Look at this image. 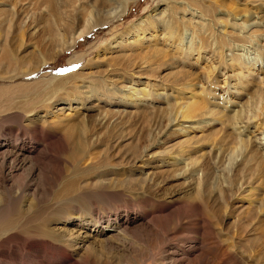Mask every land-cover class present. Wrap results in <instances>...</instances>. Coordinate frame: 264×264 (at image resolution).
<instances>
[{
    "label": "rangeland",
    "instance_id": "obj_1",
    "mask_svg": "<svg viewBox=\"0 0 264 264\" xmlns=\"http://www.w3.org/2000/svg\"><path fill=\"white\" fill-rule=\"evenodd\" d=\"M65 1L0 0V53L2 50L8 51L15 60L12 65H7L5 62L0 66V126L8 125L13 128L11 135L21 132L24 136H33L34 132L27 130L24 116L34 109L32 112H36L38 125L41 124L47 128L50 122L49 130L57 131L56 137L50 138L45 132L40 135V130H35V136L42 138L48 144L46 155L41 158L44 174L39 204L48 207L55 205L60 214L57 218L46 221V229L53 233L54 228L63 230L75 228V212L86 213L90 209L104 212L107 208L126 204L128 209L133 208L136 203L129 198L125 200L126 188L136 185L147 177L143 174L140 179L135 180L130 176L131 172L139 171L147 164L148 167L144 173L149 174L158 162L146 157L135 164H127L125 158L128 155H139L143 149L154 144L160 137L165 144L156 148L154 152L161 151L163 147H169L174 148L175 151L166 158L176 156L179 151H183L184 154L178 160V165L165 166V172L155 176V180L160 184L150 198L158 197V192L174 191L179 193L175 198L185 201L195 194H201L204 199L212 195L214 207L208 203L206 208L200 202V207L197 208L191 202L176 205L162 213L157 212L152 221L153 232L133 228L125 240L133 246V251H127L126 254L112 252V255L131 257L135 260L133 264H161V259L166 254L167 243L175 241L176 244H180L182 240L196 237L203 241L206 251L188 258L189 264H203V262L243 264L229 257L231 247L227 245L233 240H256L236 237L233 221L238 211V204H245L248 199H257L260 195H264V173L258 169L262 156L254 161L247 159L243 151L230 153L233 149L244 150V146L233 145L226 140V130H228L226 126L240 111V107H235L233 102L240 101L241 106L249 101V97L257 94L264 95V87L256 89L251 85L253 81L247 80L248 88L240 90V85L235 87V84L223 81L222 77L214 73L215 70L211 69L210 64H225L233 58L238 60L237 55L241 54L243 57L239 62L243 67L242 70L246 72L249 68L254 75H260L264 70V13H261L259 8H252L254 15L248 18L242 17L241 21L233 22L226 17L227 12L239 10L238 14L247 16L245 11H251L249 7L240 6L229 0H224V3L218 0L219 10H215L212 15L215 26L205 30L207 20L199 19L197 13L196 16H191L192 11L187 12L181 5L173 4V0H131L125 9L122 6V0H118L106 12L94 17L101 22L100 25L83 34L74 42L73 48L65 50L68 39L65 34L67 24L63 8ZM204 4L210 6L212 2L206 0ZM232 23L237 25L234 26L235 29L230 26ZM82 24L83 22L78 26ZM69 25L72 26V22ZM162 26L168 30L165 33L167 37L165 39H161L164 35ZM72 27L77 28V26ZM90 27L88 25L87 28ZM57 31L60 33L58 39L53 37ZM216 31H221L222 34H215ZM192 33L196 44L208 45L210 48L203 50L200 54H203L205 58L199 59L196 49L192 46L188 52V59L190 64H195L191 70L195 72V75L190 78L181 76L178 79L181 83L195 84L194 88L199 91L202 100L218 103L215 109L212 105H208L210 110L213 109L211 111L213 126H206L208 128L198 130L199 132L191 135L189 129L183 128L186 129L185 134L172 135L174 126L168 128L166 125L173 102L185 101L186 86L180 82L178 88L176 86L166 90L161 80H159L160 83L151 81L150 84L154 87L150 89L149 95L140 96L135 100L123 99V95L117 93L111 94L110 102H102V104L93 96L86 102L81 99L89 96L83 94L89 88L97 86L103 91L104 79L109 80L113 78V75L122 78L116 80L114 76V84L118 85V81H122L123 78L127 81L131 80L132 72L139 71L144 75L146 71L169 61L170 57L184 55L182 51L188 50V46L184 44L189 43ZM181 38H184V44L179 40ZM223 39H226L227 43L229 40L244 42L247 45L245 48H238L239 52L232 51L237 55H230L229 50L222 45ZM248 41L250 43H247ZM218 42V46L214 47L213 43ZM61 49L62 51H59ZM75 57L81 60L70 63L69 60ZM222 69L228 71L230 68L226 65L220 67V71ZM175 71L169 68L161 70L159 72L161 74L158 75L163 76ZM212 72L215 76L209 78L213 75ZM203 73H206L213 87L199 86L205 83H201V79H204L201 77ZM223 73L228 75V72ZM144 81L142 79V82ZM140 88L141 86L136 87V89ZM213 94L217 96L212 97ZM219 95H224L225 99L218 101ZM70 100L73 101L72 108L58 110L67 108ZM251 101L254 100L249 101V106L252 105ZM52 103H54L53 108L50 107ZM77 103H80L82 108L90 110L79 109ZM96 104H99V109L93 108ZM193 114L199 115L196 123L203 121L200 120V113L196 106ZM116 116H118L117 121H115ZM253 122L258 126L262 123L263 126L264 119ZM176 125H181L182 128L191 126V123L178 122ZM159 130L163 131L162 135H157ZM186 138L192 141L186 143L184 142ZM190 148L196 151L201 150L204 153L201 155L203 161L205 160L207 164L212 161L211 153L208 151L211 148L221 150L216 158L215 169L210 170L208 176L210 178L207 180L209 186L204 185V180L195 174L197 167L193 161L199 158L200 152L189 153ZM245 175L252 177V187L256 186V180L262 181L254 190L248 187L238 191L239 179ZM102 184H105V187H102ZM94 190H100L103 193H92ZM90 193L92 194L89 195ZM29 195L30 193H27L24 196L22 204L31 199L28 198ZM30 201L37 204L36 200ZM87 204H94L97 207L91 208ZM147 204L150 205V203ZM257 211L261 212L260 215L264 214V205ZM200 216L203 218L200 219ZM66 220L68 222L63 223ZM262 227L264 228V225ZM61 234L63 233L57 236L58 241L64 240L60 237ZM244 243L240 244L245 247L241 248L246 255L244 260L253 257L254 259L248 264H264V251L261 252L260 248L251 249L252 242ZM18 244L22 247L16 242V245ZM68 244V241L64 243V245ZM182 249H186V246ZM23 252L25 253L23 258L17 260L19 264H32V262L50 264L49 261L54 258L48 255L47 249L32 250L28 253L27 249H24Z\"/></svg>",
    "mask_w": 264,
    "mask_h": 264
},
{
    "label": "bare ground",
    "instance_id": "obj_2",
    "mask_svg": "<svg viewBox=\"0 0 264 264\" xmlns=\"http://www.w3.org/2000/svg\"><path fill=\"white\" fill-rule=\"evenodd\" d=\"M117 1L118 0H66L63 4V8L65 9V22H67V24L65 23V34L68 36V39L64 49L68 50L70 48H73L74 42L81 38L83 34L87 33L90 29H93L96 26L100 25L101 22L94 19V17L106 12V10L114 3H117ZM129 1L131 0H122V6L124 9ZM204 1L206 0H173L172 3L181 5L187 12L188 10L192 11L191 16L199 15V19L202 18L204 19V21L207 20L208 27L204 26L205 28H203L205 30H209L210 26H215V19L212 15L215 10H219L217 8L218 0H210V2H212L210 6H206L204 4ZM223 1L224 0H219V2L224 3ZM229 1L235 2L240 6H248L251 10L245 11L247 16L238 14L239 10L227 12L226 17H229L233 22L241 21L242 17L248 18L250 17V15H254V13L252 12V8H259L260 12L264 13V0ZM219 5L221 4L219 3ZM253 19H255L254 16ZM71 22L72 26H77V28L74 29L72 26H70L69 24H71ZM81 22H83V24L79 27L78 25ZM164 23L165 21L163 20V25ZM88 25H90L91 27L87 28ZM230 26L234 28V26L237 25L235 23H232ZM162 27L164 35L163 37L161 36V39H165L167 38L165 36V33H167L168 30L165 29L164 26ZM215 34L220 35L222 33L221 31H216ZM58 35H60V33L57 31V33H55L53 37L58 39ZM193 37L194 35L192 33L191 40H189L188 44L186 42L184 44V38L179 39L182 41V44L188 46L187 51H182L184 55L180 57L174 55L173 57H170L169 61L157 65V67L154 69L146 71V74L144 75L139 71L134 73L132 72V75L129 73L131 80L127 81L126 78H123L122 81H118V85L116 83L114 84V76L116 75H113V78H109V80L108 78L104 79L105 86L103 88L105 89H103V91L98 89L100 87L97 86L89 88L84 93L82 92L84 95L89 96H84L81 99L85 100L86 102L93 96L99 103L102 104V102H110L112 98L111 94L117 93L123 95V99L132 98L133 100H135L140 96H148L150 93V89H153L154 87V85L150 84L151 81L159 82V80L162 81L163 88H167L166 90H169L171 87L176 86V88H178L179 82L181 83V81L178 79L179 77L183 76L186 78H190L195 75V72L193 73L191 71L192 68L195 67V64H190L188 59V52L191 50V47L193 46L194 49H196L199 59H204L205 56L200 53H202L203 50H208L210 48V46L208 45L205 46L198 45V43L196 44ZM232 38L234 39V36H232ZM247 43L250 42L248 41ZM218 44L219 42L213 43V46L217 47ZM222 45L223 47H225V49L229 50L230 55H237L233 54L232 51H238V48H245L247 44L244 42L238 43L229 40L227 43V40L223 39ZM59 51H62V49ZM237 56H239L238 60L233 58L229 59V61H226L225 64L230 68L228 71H226V69H222L220 71V67L226 66L222 63L210 64V67L213 71L215 70L214 73H217V75L223 78V81H229L231 82V84H235V87H238L240 85V90H245L248 88V86L246 85V82L248 81H253L251 85L256 89H260L261 86L264 87V70H262V73L260 75H254L249 71V68H247L246 72H244L242 70L243 67L239 62L243 56L241 54ZM226 57L228 56L226 55ZM78 60L81 59L79 57H75L70 59L69 62L73 63L74 61L76 62ZM14 61V58L10 53H8V51L6 52L5 50H2V53H0V66L1 64H5V62H7V65H12ZM227 62H229V64H227ZM169 68L175 69L176 71L167 73V75L165 74L163 76L158 75L161 74L159 73L161 70L164 71ZM217 68L218 70H216ZM180 70L182 72H180ZM223 72H228V75L224 74ZM214 76L215 75L213 74L209 76V78ZM201 77L204 78L203 80L201 79V83L205 82L204 84L199 85L201 88H203V85H211L213 87V85L211 84L212 82L210 81L208 76H206V73H203ZM120 79H122L120 78V76H116V80ZM142 79L145 81L142 82ZM124 83H126L127 85L123 86L122 84ZM181 84L186 86L184 92L185 101H182L181 103L173 102L174 105L169 113L168 123L166 125L168 126V128L174 126L171 131L172 135L178 136L185 134L186 129L183 128L189 129L191 131L189 134L191 135L199 132L198 130L213 126V115L211 111L215 109L214 107L217 106L218 103L202 100L199 91L194 88L195 84H190L187 82ZM140 86V89H136V87ZM184 88L185 87H183V89ZM164 90L165 89H163V91ZM214 96L217 95L213 94L212 97ZM223 96L224 95H219L217 100L222 101L221 99L223 98ZM224 99L225 98H223V100ZM248 100H254L253 102L251 101V106H249V101H247L246 103L244 102L241 106L240 101L233 102L235 107H240V111L232 117L229 125L226 126V128H228V130H226V140L232 142L233 145L242 144L244 146V150L233 149L230 151V153L243 151V155H246L247 159H251L254 161H257L259 159V156H262V161L260 162V165H258V169L261 170L262 173H264V124L262 126V123H259L261 126H258L255 125V122H253L254 120H256L257 122L260 119H264V95L257 94L254 97H249ZM158 102H160V99H158ZM72 103L73 101L70 100L67 108L58 110H68L72 108ZM208 105H212L213 109L210 110ZM53 106L54 103L50 105V107L52 108ZM77 106L79 107V109H82L84 111L90 110L82 108L80 103H77ZM195 106L197 111L200 113V120H203L202 122H195L199 119V115L193 114ZM93 108L99 109V104H96V106H94ZM203 109H207V111H203ZM32 111L31 113L29 112L27 116L25 115L24 118L27 125V130L32 131V133L34 132V137L32 135H28V137L24 136V134L22 133V135L21 132L15 135H11L13 132V128L8 125L0 126V264H19L17 263V260L19 261L23 258L24 249H27V253L32 250L40 251V249H47L49 251L48 255H52L54 257L52 261H49L50 264H133L135 260H133V258L131 257H128L126 255H123L122 257L112 255V252L126 254L127 251H133V246L125 241L127 240L126 236L127 234H129L130 230H132L133 228H141L143 231L153 232L154 227L152 221L157 212H165L179 204L193 202L195 207L199 208V203L201 202L202 204H200L204 205L205 207L209 204H211L210 206L214 207V201H212L214 200V198L212 195H209L210 198L207 197L206 199H204L201 197V194H195L187 201H185L175 198L179 193L174 191L169 193L158 192V197L150 198V195L155 194V191L160 184L155 180V176L163 174L165 172V166L178 165V160L184 154L183 151H179L178 153H176V156L166 158L175 151L174 148L169 147H163L161 151L154 152L156 148H160V146H164L165 144V141L160 140V137H158L154 144H150L149 146H147L139 155H128L125 158L127 164H135L138 160H142L146 157L158 162L157 165L152 167L153 171L149 174L144 173V171L148 167L147 164L141 167L139 171L131 172L130 176L135 180L140 179L143 174L147 177L146 179L139 181L136 185H133L130 188H126L125 200L126 198H129L131 199L130 201H132L133 203L135 202L136 205H133V208L128 209L129 207H127L126 204L119 207L113 206L110 209L107 208L104 212H99L95 209H90L86 213L75 212V228L71 230L54 228L53 233H50V231H48L45 227L46 221L50 218H57L60 214L56 210L55 205L48 207L44 205L40 206L41 204H39L41 202L39 195L42 191L41 187L43 185L44 174V171L41 167V158L45 157L48 144H46V142L42 138H38L37 136H35V130H40V135L45 132L50 138L56 137L57 131L54 129L49 130L50 122H47V128H44L41 124L38 125L39 120H37L38 118L35 114L36 112L33 113ZM2 117L3 116H1V118ZM29 117L31 119H29ZM117 119L118 116H116L115 121H117ZM207 121L210 122L207 123ZM178 122H190L191 126L181 128V125H176L178 124ZM162 133L163 131L159 130V133L157 135H162ZM25 135L27 134L25 133ZM191 141L192 140L190 138H186L184 140V142L186 143ZM188 152H200L199 158L193 161V163L197 167L195 174L198 175L200 179L204 180V185L209 186L207 180L210 177L208 176L210 175V170L215 169L216 158L221 150H213V148H211L208 151L211 153L210 158L212 160L208 164L205 160L203 161L201 155H203L204 153H202L201 150L196 151L194 148H190ZM261 181V179L256 180L255 185L257 186L258 184H260ZM252 183L253 182L251 176H241L237 189L239 191L245 190V188L250 187V190H254L256 186L252 187ZM102 187H105V184H102ZM97 192L102 191L94 190L92 193ZM27 193H30L28 198L31 199H28L25 204H22V202L24 201V196ZM92 193H90L89 195H91ZM30 200H36L35 202H37V204H33ZM239 200H241L240 197ZM147 203H150V205ZM263 203L264 195H260V198L248 199L246 200L245 204L237 205L238 211L233 221L236 232L235 236L239 237L240 239L254 238L256 240H233L229 242V245H227L228 247H231V249L229 250V257L235 262L241 261V263L243 264H248L251 260L254 259L253 257H250L247 260H244V257L246 255L245 252H242L241 248L245 247L240 244H243L246 241L252 242V245L250 244L251 249L260 248L261 252L264 251V228L262 227L264 225V214L260 215L261 212L258 213L257 211L261 209V206L264 205ZM87 206L91 208L97 207L94 204H87ZM213 212L215 211L213 210ZM202 218L200 216V219ZM68 220L63 223H67ZM61 232L63 234H61L60 237L64 240L58 241L57 236H59ZM66 241H68V245H64ZM16 242L20 243L22 247H19V244L16 245ZM181 242L182 243L180 244H176L175 241L172 243L170 242L169 244L167 243V249L165 252L166 254H164V256L162 257L161 264H189L187 260L188 258L192 257L196 253L203 254L206 251L203 241L198 240L196 237H193L190 240H182ZM181 246L182 248H185L186 246V249L183 250ZM37 259L39 260L38 257ZM32 264H34V262H32ZM203 264L207 263L203 262Z\"/></svg>",
    "mask_w": 264,
    "mask_h": 264
}]
</instances>
